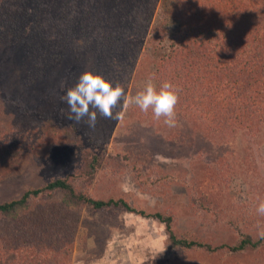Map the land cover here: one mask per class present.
<instances>
[{
	"label": "rangeland",
	"instance_id": "374dc122",
	"mask_svg": "<svg viewBox=\"0 0 264 264\" xmlns=\"http://www.w3.org/2000/svg\"><path fill=\"white\" fill-rule=\"evenodd\" d=\"M176 5L179 0H158L153 11L148 2L146 11L141 5L138 13H151V24L131 63L125 90L134 96L150 76L157 90L171 82L179 96L175 127L165 125L163 117L154 119L151 109L144 113L135 105L120 122L98 116L95 128L83 121L74 124L66 118L68 106L61 97L92 67L70 54L47 80L33 76L32 81L25 51L31 29L7 34L10 17L0 16V25L5 24L0 28V134L5 128L14 150H19L0 165V204L67 179L77 192L96 200L122 199L147 214L172 217L178 237L215 249L171 247L165 224L122 208L71 207L75 239L70 264H264V245L230 249L246 237L264 238V215L256 211L264 201V119L255 118L249 128L234 131L232 121L224 126L218 110L232 92L253 110L257 96L264 97V68L253 70L246 53L251 44H238L241 36L251 42L253 35L244 33H264V0H195L185 15L173 17ZM181 21L203 31L185 40L188 49L174 38L186 26ZM226 26L233 34V60L209 63L205 58L210 47L199 46ZM245 62L251 68L246 73L240 70ZM216 64L238 65L237 79L230 81ZM187 94L193 96L188 99ZM214 114L221 116L216 120ZM96 160L99 166L91 175L90 164ZM125 183L127 191L121 187ZM65 197L58 191L36 198L19 221L0 215L1 246L12 245L10 229L32 219L38 205L61 209Z\"/></svg>",
	"mask_w": 264,
	"mask_h": 264
},
{
	"label": "trees",
	"instance_id": "16d2710c",
	"mask_svg": "<svg viewBox=\"0 0 264 264\" xmlns=\"http://www.w3.org/2000/svg\"><path fill=\"white\" fill-rule=\"evenodd\" d=\"M157 1L0 0V16L10 17L6 21L7 34L20 35L26 27L31 29L26 39L27 47L25 51L28 57L26 58L27 71L29 70L32 81L33 76L39 82L47 80L54 74L61 59L72 54L76 59H81L88 67L91 66V72L102 75L114 86L119 84L126 90L129 84V79L126 78L131 74V63H134L137 50L142 46L141 38H145L149 33L148 30L151 24L149 21L152 14L138 13V10L142 5V9L146 11L144 3L148 2L150 4L149 11H153ZM194 1L179 0L180 5L172 8L174 15L172 16L185 15L191 10L189 8L191 2ZM142 9L141 11H143ZM216 18L222 19L217 16ZM182 24L186 25L185 28L178 30L174 38L178 44L182 45V48L188 49L190 46L185 40H188L189 37L197 38L198 33L203 31L195 25L188 24V21L186 23L182 22ZM4 25L1 24L0 28ZM218 29L221 30L220 36L207 38V35H205L207 40L204 43H209L199 46L200 48L210 47L208 49L210 55L205 58L209 63L211 61L221 62L226 58L232 61L234 57L232 55V51H234L233 34L230 32L229 26L218 27ZM255 32L244 33L253 35L249 38L251 42H247L248 38L245 36H241L238 42L239 45L244 43V47L248 43L251 44V48L246 53L249 54V62L253 66V70H256L257 66L264 68V33L261 30ZM190 52L191 55L194 54V52ZM187 55L191 56L189 52ZM203 56L205 57V55ZM196 60H202V58L196 56ZM244 64L240 70L246 73L251 68L247 66L249 63L245 62ZM216 65L220 67L217 70L222 75L232 78L230 81H234L233 78L237 79L234 70L239 69L238 65L233 67ZM187 95L188 99L193 96V94ZM259 95L256 102L257 110H253V108L248 107L246 101H244L246 104L243 101L238 102L239 97L232 92L231 100L218 106V110L223 115V117L221 115L219 117L221 116L220 119L224 126L230 125L232 121L234 131L243 130L254 124L256 122L255 118L264 119V105L260 107L264 97L261 94ZM208 96L210 97V95ZM243 98L248 99V95L245 93ZM211 100L212 98H210V102ZM214 115L217 120L219 117L217 118V115ZM255 115H258V117ZM112 122L115 121L112 120ZM3 129L0 134L1 166L6 164L19 151L14 150L12 146L14 141L9 135H5L6 129ZM7 142L11 145L9 146ZM98 166L99 160L92 161L89 174L93 175ZM58 191L64 192L66 195L64 198L65 207L57 209L53 206L38 205L32 212V219L28 218V220L21 222L20 226L10 229L13 236L10 243L12 245H9L8 242L1 246L0 243V264H70L73 254L72 245L75 239V231L74 229L70 230L71 225L69 224V220L75 222V219L69 216L71 207H88L91 211L122 208L127 212L157 219L165 224L171 247L215 250L212 246L178 237L172 229V217H164L161 214H147L131 207L122 199L96 200L86 194L77 192L74 185L67 179L54 180L43 187L28 190L19 199L1 203L0 215L19 221L20 213L30 209L31 201L44 194L52 195V193ZM6 233L8 235V232ZM262 245H264V238L253 240L251 237H246L239 244L231 246L230 249L233 252H240L247 248H259Z\"/></svg>",
	"mask_w": 264,
	"mask_h": 264
},
{
	"label": "clouds",
	"instance_id": "9594fccd",
	"mask_svg": "<svg viewBox=\"0 0 264 264\" xmlns=\"http://www.w3.org/2000/svg\"><path fill=\"white\" fill-rule=\"evenodd\" d=\"M153 78L154 76H150L144 89L130 96L122 86H114L102 75L91 71L83 72L77 83L61 97L62 102L68 106L69 114L66 118L74 124L83 121L89 128H95L98 114L102 118L120 122L128 107L135 105L144 113L151 109L154 119L160 120L163 117L165 125L175 127V107L179 101L177 90L171 82L162 83L157 90L152 82ZM117 108L120 110L114 112ZM121 187L127 191L129 184H122ZM256 211L264 215V201L259 202Z\"/></svg>",
	"mask_w": 264,
	"mask_h": 264
}]
</instances>
